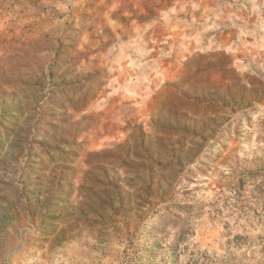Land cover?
Returning <instances> with one entry per match:
<instances>
[{"label":"rangeland","instance_id":"1","mask_svg":"<svg viewBox=\"0 0 264 264\" xmlns=\"http://www.w3.org/2000/svg\"><path fill=\"white\" fill-rule=\"evenodd\" d=\"M0 264H264V0H0Z\"/></svg>","mask_w":264,"mask_h":264}]
</instances>
